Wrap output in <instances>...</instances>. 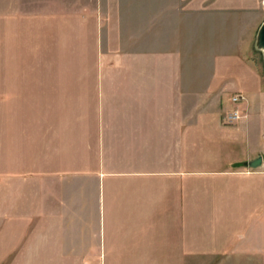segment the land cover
<instances>
[{
	"label": "crops",
	"instance_id": "0c3cea01",
	"mask_svg": "<svg viewBox=\"0 0 264 264\" xmlns=\"http://www.w3.org/2000/svg\"><path fill=\"white\" fill-rule=\"evenodd\" d=\"M221 1L85 0L110 47L95 68L0 70V264H264V156L244 164L261 155L264 78L241 57L190 68L165 18L239 12ZM2 18L19 22L15 0ZM166 210L175 228L206 216L221 230L160 232Z\"/></svg>",
	"mask_w": 264,
	"mask_h": 264
},
{
	"label": "rangeland",
	"instance_id": "374dc122",
	"mask_svg": "<svg viewBox=\"0 0 264 264\" xmlns=\"http://www.w3.org/2000/svg\"><path fill=\"white\" fill-rule=\"evenodd\" d=\"M257 1L259 6L253 0L221 1L229 6L225 7L239 12L166 15L165 18H171L169 22L173 21L175 25L169 37L174 39L175 47L184 49L194 58L189 62L190 68L210 70L219 59L217 64L225 71H231L227 65L243 63L245 75L258 72L264 78V47L259 36L264 21V0ZM83 2L85 0H15V8L19 6L20 9L19 22L0 19V70L95 68L98 45L103 49L110 47L105 44L106 29H94L97 20L91 9L86 8L85 21L82 22L79 11ZM236 3H243V6L235 8ZM11 6L12 0L9 3L0 0V13L8 11ZM13 24L18 26L16 30L12 28ZM237 57L244 62L234 60ZM235 69L232 66V70ZM2 93L1 87V113L2 109L6 113L7 101L4 102ZM7 95L8 92L5 97ZM250 117L254 124L251 144L254 148H261L259 154L264 156V102L253 103ZM163 162L166 159L160 157V167ZM172 213V210L160 212V232L184 229L201 243L204 235L221 230L219 224L208 221L206 216L195 217L184 227L178 222L175 228Z\"/></svg>",
	"mask_w": 264,
	"mask_h": 264
},
{
	"label": "built area",
	"instance_id": "2783aa9c",
	"mask_svg": "<svg viewBox=\"0 0 264 264\" xmlns=\"http://www.w3.org/2000/svg\"><path fill=\"white\" fill-rule=\"evenodd\" d=\"M244 99V96L241 94H236L231 97V102L234 104H238L240 101ZM242 117V114L237 106L233 107L229 111H227L224 115V120L227 123H234L238 119Z\"/></svg>",
	"mask_w": 264,
	"mask_h": 264
},
{
	"label": "water",
	"instance_id": "95a60500",
	"mask_svg": "<svg viewBox=\"0 0 264 264\" xmlns=\"http://www.w3.org/2000/svg\"><path fill=\"white\" fill-rule=\"evenodd\" d=\"M259 36H260V41L264 47V21L260 27ZM261 163H262V155H257L255 158L244 162L245 165H248L249 167H252V168H256L260 166Z\"/></svg>",
	"mask_w": 264,
	"mask_h": 264
}]
</instances>
